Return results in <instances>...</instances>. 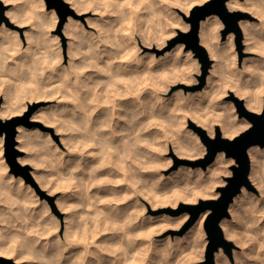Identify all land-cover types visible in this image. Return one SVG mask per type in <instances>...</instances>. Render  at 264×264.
<instances>
[{
	"label": "bare ground",
	"instance_id": "1",
	"mask_svg": "<svg viewBox=\"0 0 264 264\" xmlns=\"http://www.w3.org/2000/svg\"><path fill=\"white\" fill-rule=\"evenodd\" d=\"M39 1L42 2V0H39ZM69 1L72 2L71 4H72V6L75 7V11L77 13H80V12L85 11V10H93L97 13L100 12V16H99V14L97 15V17L99 16L97 18V21L94 20L95 23H92L94 25L97 24L96 27L98 28L97 31H99L98 34H96V35L94 34L92 36L93 39L91 40V44L90 43L87 44L88 47H86L83 44L86 42V40H87L86 38H88V35H87L88 33L86 32L85 27H80V26L78 27L77 26L78 24L76 25V22L74 21L75 19L71 18L68 21L69 23H67V28H69V31H70L69 34L71 33V36L73 37V40L70 42V46H69L70 47V49H69L70 53L72 54V56L70 58L71 63H69L68 65L65 63L64 64L61 63V61L64 59V57L62 56L63 54L61 53L62 49L60 50L61 46L56 48L57 50L59 49L60 52H58L56 55L54 54V56L52 57L53 60H54V58L56 60L54 64H52L53 62L51 60L52 67H49L50 66V59H49V61H48V59H46V58H51V56L50 57L46 56V58L44 56H41V57H43L42 61H41L42 58L40 59V57H39L40 60H37L38 57H36L37 61L35 60V62H34V60L30 59V62L33 61L34 64L36 63V69H38V66H39V70H40V67L42 65H39V64L44 63V65H43V67H44L45 61H46V63L48 64V66H47V64H46V66L51 68L49 70V74H47V73L46 74L48 75L49 85L51 86V88L54 86L56 87V88L54 87L52 89V94L53 95H55V94L60 95L61 100L59 98V101H60L59 104H60V106L66 108V110L64 109L65 115H63V120H61V121H68L69 123L70 122L71 123L76 122L77 124H79L82 127L81 132H83V141H82L83 143L81 145L84 144L83 146L87 147L89 150L90 149L92 150L91 151L92 154L91 153L90 154H91L93 160L92 161L88 160L86 157V154L89 151L85 152L86 154H85V158H84L83 162H81L80 159L77 158L76 156L73 157L72 154L69 155L68 158L67 157L65 158L63 156L64 154L62 151H59V154L54 153V154H51L49 157L47 156L49 158V159L46 158L48 161V167L49 168L46 171L39 168L36 171L38 179H41L43 181V183H45L47 181L50 183L51 182L50 177H51V180H53V179L56 180V178L61 177V175L64 173V171H66V167H65L66 165L65 164H66V162H68L69 165L67 166V169H69V172H68L69 176L66 178L67 179L66 183L69 184V188H70V185H71V187L73 185L72 189L75 188L74 192H71V193L72 194L74 193L73 195L76 196V199H77L76 202L78 201L79 203L78 202L76 203L75 200H74V202H71L73 200H71V201L68 199L65 200L63 196L62 197L60 196L61 198H59V197L56 198L57 199L56 203L58 205H60V204L64 205V207L67 209L65 219L64 220L61 219V221H60V223H62V224H63V222H65L63 234H57L56 232H51L47 229H44V231H35V233L36 232H42L43 234L45 232L49 231L52 233V235L50 234V236H48L49 234H47L48 238H47V241H45V242L43 240L41 241V237H39L40 233H39V235L37 233L35 235L28 236L27 242H25V244H23L24 248H22V249L20 248L19 250L21 252L19 253L16 251V254L19 253V254H17V256L19 257V260H20V258L22 259V257L25 255V251L28 250L32 255H34V256L36 255L40 259V261H41V262L39 261L40 264H153L152 259L154 257H152L153 255L151 253V251H153V250L150 251V247L148 248V246L146 245V241H147V232L149 234V231L153 230V227H152V229L150 227L154 222H153L152 217H148L143 212V210L145 209L146 206H144V209H142L141 205L144 202H142L141 205H139L138 199H137V196L138 197L140 196V198H141V196H145V193H146L145 190H147V188L146 189L144 188V187H146L145 185H146V182L149 178L148 175L150 174L149 173L150 171L147 170V163H146V161L150 158V157L147 158L148 157L147 155L150 154V153L147 154L148 153L147 145L150 144V143L147 144V142L149 141L148 139H150L148 137V135L150 136V133H149L150 128H151L150 123H151V121L155 120V119H152L149 122L148 118H150L149 116H150L151 112H153V109H151L152 106L150 107V105H149L150 100L148 101V99H152V98H148L149 95H148V93H146L147 91L146 92L144 91L146 89H144V90L142 89L141 84L143 86V83L147 79H149L150 76L156 77V75H157L156 72H159V70L161 69L160 66L162 65V63L164 61L172 60L174 56L172 55L171 52L169 54H164L162 57H157L154 54H147L145 56L134 55L136 53L135 48H136V44L138 41H137V39H135L137 42L134 40V38L136 36L133 37L131 35L132 31L130 28H131V25H133L132 24L133 21L138 19L139 22L138 21H136V22L138 23L139 27H136L135 29L139 28L141 30V31H139V30L138 31L142 33V37L144 36V42L145 43L153 44V43L157 42L159 39L163 40L164 39L163 37L166 38V36H168L170 32L173 33L175 31V29L178 25L177 20H174V19H176V18H174V16H176V15L173 16V13H171L172 15L170 16V14H169L170 18L173 16L172 19H169V17L165 18L167 15L164 17V14L166 13L165 11H163V15H161L162 10H160V5H156V4L157 3L159 4L162 2H159L157 0H69ZM163 1L165 2L166 0H163ZM198 1L205 2L207 0H170V1L167 0L166 2L169 3L168 6H171L170 4H176V5L179 4L189 13V11L192 9L194 4ZM36 2H38V1L35 0V3ZM226 4H227V7L231 10H237V9H243L244 11L246 10L249 12V14L252 17H256V19H257V20H252L251 18H244V19H241V21H240L241 28L245 34V40L248 42L247 50L255 51V52H257V55H255L254 57L248 56L249 58L245 57L246 58L244 61V67L245 68H242V69H244L245 72L242 70L240 71L241 74H242V72H244V73L247 72V74H249V76L244 74L245 75L244 78L249 77V79H250V76H251V81H249V79L248 80L246 79V81L250 82V85L248 84L249 87H246V83H248V82H243L244 81L243 78H242L243 81L241 80V83L242 82L245 83L244 84L245 86H243L242 84L240 85L239 79H241L240 77H242V76H239L240 75V73H239V74H237L239 76V79H237L238 77L235 78L236 80L239 81V82L237 81L239 83L238 86H235V87H237L235 92H236V96H237V94L246 96L245 103L249 109H251L253 111L260 112L263 108V97H264V0H227ZM37 5H39V4H37ZM101 5H103L105 8L102 6L104 8V9H102ZM165 6H166V4H165ZM89 8H91V9H89ZM100 9H102V10H100ZM21 11L15 8V11L13 12L14 14H12V16L10 15L11 20H15V22H17V23L20 22L22 24L25 19H22L24 13ZM155 16H157V17L155 18ZM32 18H33V16H32ZM146 18H148V20H146ZM149 19L151 21H149ZM177 19H179V18H177ZM145 20L147 22H151L150 23L151 29L149 28L150 32L148 31L147 34L145 32L143 33L144 28H146L144 25ZM96 22H98V23H96ZM178 22H179V20H178ZM180 22H182V21H180ZM219 22H220V19H219L217 14L208 15L205 19H202L200 31H199L200 38H201L200 40L202 43L207 45L209 52H210V55L212 57H214L215 60H217L213 64V67H212L213 72H215V73L219 72L221 70V67L223 65H226V62H230L229 66L227 63L226 67L228 66L230 68H233L232 72L235 71L234 74H236L237 68L235 66V63L238 60H235V57H234V60L231 59V61L230 60L227 61L228 60L227 54L224 53L226 55V58L222 54V52H223L222 47L223 46L220 44L222 46L221 47L218 44L219 42L214 40V38L216 36L215 34H217L216 33L217 31H215L214 27H215V24L217 25V23H219ZM77 23H79V25H81V26L83 25L80 21ZM137 23L134 22V25ZM31 24H33V22ZM146 25H147V23H146ZM180 25H181V23H180ZM133 26H132V30L134 29ZM182 26L184 27L183 23H182ZM186 26H189V25H186ZM81 28H84L85 30L84 29L82 30ZM129 29H130L131 33L128 31ZM135 29H134V31H136ZM1 30H2V33L0 35V39H1L0 50L2 49L1 46H3V47L6 46L2 50H6L8 52L7 48H9V47L11 48V46L15 47L20 42L18 43L19 40L15 41L14 43L10 40L8 41V38H6L7 36L6 37L3 36L4 35L3 32L7 31L8 29H6V28L3 29V27H2ZM216 30H217V28H216ZM168 31H170V32L168 34H166ZM16 32L17 31H12L11 33H8V34L10 35V37H12V38L14 37V39H15V37L18 38V32L19 31L17 33ZM83 33L86 34L87 37H86V35L84 36ZM90 33L91 32H89V34ZM92 33H91V35H92ZM94 33H95V31H94ZM136 35H138V34H136ZM138 36H141V35L139 34ZM233 36H234L233 33H231V36H230L231 40H232ZM55 41H56V39H55ZM89 41L90 40L88 39V42ZM49 42H50V40H49ZM56 44H54L55 47H56ZM50 45L51 44H48V46H50ZM123 45L125 47H123ZM138 45H137V47H138ZM48 46H47V48H48ZM14 47H12V49ZM85 48H86V50H85ZM224 48H226V47H223V50H224ZM233 48H234V45H233ZM6 51H4V52L6 53ZM49 51L53 52V50L51 51V49ZM49 51H48V53H49ZM56 51H54V52H56ZM4 52H3V55H4ZM226 53H228L227 49H226ZM231 53H232V51H231ZM234 53H236V52L234 51ZM234 53L231 54L232 56L230 55V58L233 57ZM0 54H1L0 56H3L2 53H0ZM221 55L224 57V59H226L224 61L225 64L223 63L222 66H221L222 63L219 61V60L223 61V59L220 58ZM26 56H27V54H26ZM26 56H23V57L25 58ZM36 56H37V54H36ZM33 57L35 59V56H31V58H33ZM58 59H59V61H58ZM70 59H69V61H70ZM17 60H19V57ZM22 60H23L22 62H20V61L19 62L22 65H24L26 68V65L28 63H26V61H25L26 59L25 60L22 59ZM0 61H1V59H0ZM27 61L29 62V60H27ZM3 63L1 62V64H3ZM20 63H18L19 64L18 66L21 65ZM58 63H60V64H58ZM231 64H233V67H231ZM4 65H5V63L3 64V66ZM24 66H23V68H24ZM27 66L31 67V69H32V67L34 65L33 66L27 65ZM174 66H173V68H175ZM47 67H45V68L48 70ZM1 68H2V66L0 65V69ZM5 68L3 69L5 71L4 73H7L8 71L6 72V70L9 69L10 67L8 68V66H5ZM18 69L20 72V68H18ZM31 69H29V70H31ZM238 69L240 70L239 67H238ZM39 70H38V72H39ZM12 71L14 73L16 72V70L15 71L12 70ZM31 71L33 72V74H35V73L38 74V72H36L37 70L36 71L31 70ZM31 71H29L30 74L32 73ZM43 71L41 70V72H39V73H42ZM222 71H223V67H222ZM21 72H22V70H21ZM9 74L12 75L11 71ZM23 74H24V71H23ZM161 74H163V73H161ZM164 74H163V78L165 77ZM222 74H223V72H222ZM16 75H18V74H16ZM24 76L26 77L27 75H23L22 77H24ZM216 76H217V74H216ZM218 76H219V73H218ZM28 77L29 76H27L26 79H28ZM33 77H34V75H33ZM157 77H158V75H157ZM220 77H221V75H220ZM231 77H232V75H231ZM51 78H55V79H52V80H54V83H55L54 85L51 83V80H50ZM151 78L149 80L150 82H151ZM160 78H162V77H158V79H160ZM208 78H210L211 81H213V85H214L212 87L213 90H211V91L209 90V92H208L207 91L208 89L205 87V89H201L197 92L194 91V93L189 92V96H187L186 99L187 100L193 99V97L195 99V96H198L197 101L203 100V98L204 99L207 98L208 101H211V103H212L211 106L213 108V105H214V108H215L214 110L216 112L215 114L218 116V118L217 117L216 118L219 122H221L220 126H222L221 128H222L223 135L233 137L240 130L249 126L251 122L245 117H238V110H236L237 108H236L234 100L233 101L231 100L232 102H230V103L224 102V103H226V105L221 102L220 95L221 94L223 95L224 92L229 91V89H227V88H225V86H223L224 88H223V90H221V92L222 91L223 92L220 93L219 90H217L215 88L216 87L215 86V80L217 78H215V76H212V74ZM222 78H223V75H222ZM228 78H229V76L227 77V79ZM36 79H38V78H36ZM10 80H12V77ZM20 80L23 81V79L21 77H20ZM154 80H155V78H154ZM154 80L152 79V81H154ZM228 80H227V82H228ZM227 82H225V83H227ZM230 82L234 85L233 82H235V80L231 81V78H230ZM237 82H235V85L237 84ZM23 83H24V81H23ZM231 83H229V85H231ZM29 85H32V84H29ZM225 85L227 86V84H225ZM233 85L229 86V88L231 87L232 89H234ZM33 86H35V85H33ZM33 86H31V87H33ZM15 89H18V88H15ZM22 89H24V88H22ZM136 90L138 91V93ZM39 92H42V91H39ZM132 93L133 94L137 93V96L135 94L136 99H135V96H133L135 101H132L133 99L130 100V95L131 96L133 95ZM57 95H55V96H57ZM7 96H9V95H6L5 101L11 102L10 98H9V101H7L8 100ZM178 96H179V94H178ZM33 98H34V96H33ZM180 98H182V97H180ZM154 99H153V101H155ZM14 101H16V100H14ZM192 101L193 100H191V102ZM236 101H237V97H236ZM6 102L4 104H2V107L0 109V115L1 116L10 115V114L14 113V111L16 110V109L14 110L15 105L13 108H11L12 105L10 103H8L7 104L8 106L5 107ZM155 102H153V107H154ZM15 103H17V102H15ZM172 103H170V104L172 105ZM175 103H177V102H175ZM192 103L196 104V102H192ZM151 104H152V102H151ZM163 104L161 103L162 106H163ZM194 105H193V107H195ZM20 106H21V104H20ZM155 106H156V104H155ZM167 106L168 105L164 106V111L166 110V112L168 111L167 108H165ZM172 106H175V105H172ZM191 106H192V104H191ZM193 107H192V109L194 110ZM188 109H190V107ZM195 109H196V107H195ZM172 110H173V108H172ZM178 110L179 111L181 110L180 107ZM193 110L191 111V109L190 110L185 109V112L183 110L182 111L184 113H187L186 111L193 112ZM225 110H227V111H225ZM40 111H41V109H40ZM43 111L41 112V114L46 113L47 115L50 116L51 111L49 112L50 114L48 113V111L46 112L45 109ZM155 111H156V109H155ZM158 111H157V113H158ZM160 111H161V109H160ZM195 111L193 112L194 114H195ZM162 112H163V110H162ZM210 112H212V111H210ZM153 113H156V112H153ZM178 113H181V112H178ZM46 114H45V116H47ZM159 114H160V116H162L163 113L162 114L159 113ZM164 114H165V112H164ZM176 114H174L173 116H175ZM190 114L192 115V113H190ZM193 115H192V118H193ZM197 115H199L198 112H197ZM53 116H54V113H53L52 117ZM55 116H56V114H55ZM170 116L172 117V114ZM184 116L187 117V114ZM188 116H190V115H188ZM195 116H196V114H195ZM212 116H213V118H211V119H214V117H215L214 113ZM40 117H41V115H40ZM48 117H47V119H48V121H50L52 118L49 120ZM155 117H157V116H155ZM199 117L203 118L202 115ZM41 118H45V117L42 116ZM168 118H170V117H168ZM178 118L180 119V117H178ZM206 118H208V117H206ZM176 119H174V117H173V120H176ZM183 119H186V118L183 117ZM194 119H196V117ZM197 119H199V118L197 117ZM203 119H205V118H203ZM157 120H159V119H157ZM170 120L164 119L162 122H164V124H165V123H167L165 121H168L170 124L171 123ZM177 121H178V123L181 122L180 120H177ZM177 121H174V122H177ZM182 121H184V120H182ZM185 121H187V120H185ZM202 121H205V120H202ZM58 122H60V121H58ZM212 122H214V120ZM64 123H67V122H64ZM64 123L61 125V126H63V128H65ZM153 123L155 126L154 121H153ZM161 123H159V124L162 126L163 124H161ZM173 124H174L173 127L170 128L169 130L167 128H169L170 125H168V126L166 125L167 126L166 129L169 132L171 130H173L174 128L176 129L177 125L175 123H173ZM185 124H182V125L184 126ZM157 125H158V122H157L156 126ZM212 125H213V123H212ZM152 126H153V124H152ZM163 126H165V125H163ZM70 127H72V125H70ZM158 127H157V129H159V128L165 129V127H159V128ZM182 127H181V129H183ZM18 128H19V135L18 136L23 139L22 146L27 147V145L31 142H32V144L37 146L36 152L33 155H31V158L34 161H36V163L39 166L42 164L43 159H44V157H42L43 155L41 153V149L43 147L49 148V146H50V148H52V150H55V151H56V149H58V146L56 145V143L52 145L50 142L51 140L46 139V137L49 138V135H47L46 137H43L42 139H33L32 140L31 133L29 132V130L27 128L23 127V125H19ZM66 128H67V126H66ZM76 128L77 127L75 126V131H76ZM211 128H213L212 134L216 135L217 131L215 130V127L213 126ZM155 129H156V127H155ZM163 129H161V130L165 133V131ZM181 129H178L179 131H177L178 133H176V135L174 133L172 135H170L168 133V131L166 130V132L171 136L170 138H172V139L174 138V142H175L174 144H176V148L177 149L178 148H181V149L185 148L188 150V151L186 150L188 153H189V151L195 152L194 150L201 153V149L198 148V147H200L199 144H197L198 145L197 146L194 144V142L190 143V141L188 139L186 140V144H185V139H184V143L182 142L183 140H181V139L184 138L182 136V132H184V133H187V132L182 131ZM186 129H187V127H186ZM69 130H70V128L68 129V131ZM137 131H139V132L136 133ZM189 131H188V133H189ZM153 132H156V130L152 131V133ZM135 133H136V135H134ZM159 133H161V132L159 131ZM169 135L167 137L169 140H171L169 138ZM173 135H175V137H172ZM192 135H193V133H192ZM159 137H162V136H159ZM165 137H166V135H165ZM194 137H196V136H194ZM154 138L155 137L153 135V139ZM185 138H187V135L185 136ZM190 138H192V137H189V139ZM194 139H195L194 141L197 142L198 138H197V140H196V138H194ZM151 142H154V140ZM150 146H152V145H150ZM85 147H83V148H85ZM153 147H154V145H153ZM181 149H178V150L181 152ZM198 149H200V150L198 151ZM96 150H98V151H96ZM1 151H3V147L1 148ZM186 151L183 150L182 152L185 153ZM187 152H186V154H187ZM248 153H249L250 160H251V171H250L249 176H251L252 181L254 183H256L255 185H257V187L261 188L262 195L258 197L257 194L255 195L252 191H250V189H249L250 187L248 188L247 186L244 185L242 187L241 192H239L238 194L235 195L233 201L230 204L229 210L231 212L232 217H228V216L223 217L220 221V224H221V227H222L225 235L228 238L235 239V241L239 242L243 247L242 250L240 249L241 251L239 250L240 253H237L235 256L237 264H264V239H262L263 241L260 242V244H258V242L256 241L257 244L254 246V248H252V245L250 246V244H248L246 242V239L244 238L243 234L240 233V231H239L240 228L238 229L237 221H236V219L238 217H240V213L242 212L240 210V208H241L240 206H242V205H245V206L247 205L246 208H249V206H251V208L256 210V211L258 210V211L264 212V146H261L259 144L251 145L248 148ZM0 154H1V152H0ZM194 154H196V152ZM82 156H83V154H82ZM62 157H64V158H62ZM158 157H159V155H158ZM31 158H29V159H31ZM230 158H227L226 155H224L223 151L218 152L215 161L212 164H210L207 168V171L209 172V174H208V172L205 173L206 171H203V169H201L200 167L197 169L195 168V174H193V176H195V177H194L193 181L197 183V187L194 186V188L191 189L190 191H186L183 187L179 186V188H181V189L177 188L179 190V191H177V195H176L177 201L181 198H183L185 200L197 201L201 196H208V197L212 196V197H214L217 194H219V192L215 190V186H216L215 184L217 182L221 183L220 181L222 179V178L220 179V177H219L220 175H218V174L220 173V169L222 168V166L225 165L227 162L229 163ZM0 159L2 160V161H0V168H1V164H2L1 162H3V159L2 158H0ZM152 159H153V161L155 160V158H151V159H149L150 160L149 162H152L151 161ZM74 160H77V161L74 165H72V163L75 162ZM44 161H46V160H44ZM155 162L158 163L157 160ZM3 164H4V162H3ZM75 166H76V168H78L77 171L73 170V168ZM160 166H161V164H160ZM163 167H165V166H163ZM192 169L193 168L190 169V167H189V170H192ZM187 170L188 169H186V171ZM223 171H224V168H223ZM223 171H221V172H223ZM153 172H155V171H153ZM224 172H226V171H224ZM175 173L176 172H174V174ZM178 173H180V172H178ZM178 173H176V174L178 175ZM183 173H184V171H183ZM190 174H192V173H190ZM12 175H10V177H12ZM186 175L184 174L185 177H186ZM171 176L173 177V175H171ZM171 176L169 177V179L172 178ZM151 177L149 179H152ZM154 177H153V179H155ZM156 177H158V175ZM221 177H222V175H221ZM0 179H1V177H0ZM11 179L9 178V182L11 181ZM0 182H1V180H0ZM1 183H3V182H1ZM59 183H61V182H59ZM148 183H150V182H148ZM152 183H154V181ZM157 183H158V181H157ZM188 183L190 184V182H188ZM196 183H194V184H196ZM63 184L65 185V183H63ZM57 185L55 186V183L52 184V186L56 187V189L58 187L60 188V185L59 186H57ZM181 185L184 186L183 184H181ZM12 186H13V184H12ZM155 186H157V184L154 183L153 187H155ZM15 187H16V185H15ZM17 188H15V189H17ZM157 188H159V187H157ZM52 189H54V188H52ZM150 189H152V188H150ZM155 190L156 189H152L153 192H155ZM148 191L150 192L151 190H149V188H148ZM148 191H147V193H148ZM157 192H159V190ZM148 195H149V193H148ZM152 195L156 196L155 194H152ZM135 198H136V201H135ZM142 200H144V199H142ZM252 200L255 202H253ZM134 201L137 202L138 205L137 204L135 205ZM20 202L22 203V201H20ZM23 203H24L23 206H25L26 202H23ZM157 203H158V201H157ZM78 204H82V205H84V207L90 209L91 212H89V213H91V215H89V213H88L87 217L84 218L85 216H83L81 214V210L78 208ZM254 205H256V206H254ZM18 206L21 207L22 204H18ZM12 210L13 209H10V210H8V212L3 214L2 206L0 205V217H1L0 223H2L3 226H7V231L9 229L11 231V228L12 227L14 228V225H15V220H13V219L15 216H17V214L15 213L16 211L13 213ZM11 212H12V214H15V216L12 215ZM244 212H246V211H244ZM208 213H209V210L203 211V213L201 214L200 218L198 219L196 225L191 227L187 231V233H185V236L179 235L180 237H177V238H180V239H178V241L180 240V242H182V243L185 242V244H186L185 240L188 238L189 235H191L193 237L192 241L197 242L198 236L200 235L199 233L203 230V224H204L205 219L208 216ZM245 214H247V212ZM261 216L263 217L262 214H261ZM261 216H258V217H261ZM55 217L52 218L54 225H56L59 222V219H57ZM181 220L178 221V223H181ZM252 220H255V219H252ZM248 221H249V219H248ZM248 221H247V223H250V221L249 222ZM257 221H255V224L258 223ZM145 224L147 227L144 226ZM251 224H252V222H251ZM256 225H259V224H256ZM47 226H50V225H47ZM152 226H154V225H152ZM240 226H241V224H240ZM248 227H249V225H248ZM15 228L17 229V227H15ZM252 229H253V227H252ZM257 229H260V228H257ZM19 230H20V228H19ZM52 230H54V229H52ZM57 230L59 231V229H57ZM7 231L5 232L6 237H8L9 234L11 235V233H8V235H6ZM255 231H257V230H255ZM16 232H17V230H16ZM245 232H247V231H245ZM12 233H14V232H12ZM246 234H248V233H246ZM5 236H3L4 239H0L1 240L0 241V252H2V253L3 252H6V253L10 252V254H11V252L14 250H12V248L10 249L11 251L9 250V248H8L9 244L8 243H7L8 245H6L8 247H6L4 245L5 244L4 240L6 239ZM12 236H14L13 238L15 240H17V238H19V237L15 238L14 234ZM16 236H20L19 231H18V235H16ZM255 236H256V233H255ZM9 237L11 239V236H9ZM39 239L41 242L39 241ZM199 239H200V236H199ZM6 240H7V242L9 241L8 239H6ZM17 241H19V239ZM252 242L253 241H251V244H253ZM20 243H22L21 240H20ZM249 243H250V241H249ZM192 244H193V242H192ZM203 244H204V242H203ZM148 245L150 246L151 244L149 243ZM195 245H196V247L199 246V244L198 245L194 244V247H195ZM5 248H7L9 252ZM149 251H150V253H149ZM154 251H157V250H154ZM225 255H226V253H224L222 246H220L219 249L216 251V262H217V264H230L229 259H227V257ZM34 256H33V258H35ZM39 263L37 262V264H39Z\"/></svg>",
	"mask_w": 264,
	"mask_h": 264
},
{
	"label": "rangeland",
	"instance_id": "2",
	"mask_svg": "<svg viewBox=\"0 0 264 264\" xmlns=\"http://www.w3.org/2000/svg\"><path fill=\"white\" fill-rule=\"evenodd\" d=\"M37 1L38 2L35 3V0H6V1L5 0H0V31H1L0 35L2 33V30H1L2 27H3V29L6 28L8 30L3 32V34H4L3 36H5V37L7 36L6 38H8V41L10 40L13 43L15 41H17V40H19L18 43L20 42L19 44L16 45L17 47L15 46L16 48L14 46H11V48L8 46L9 47V48H7L8 52L6 50H2L6 46H4V47L1 46L2 47L1 50L3 52L6 51V53L4 52V55H3V52L0 50V53H2V55H3V56H0V59H1L0 65L2 66V68L3 67L5 68V66H8V68L10 67L11 69L10 68L7 69L6 72L8 71L10 73V71H11L12 75L9 74L8 72L4 73L5 72L3 70L4 68L0 69L1 70L0 71V109L2 107V104H4L6 102L5 101L6 95H9V96H7V99H8L7 101H9V98H10L11 102L10 101L6 102L5 107L8 106L7 105L8 103H10L12 105L11 108H13L14 105H15L14 110L16 109L17 111L15 110L14 113H12L10 115H7V116H1L0 115V118L3 119V120H8V119L13 118V117H21L22 118V122L19 125H23V127L27 128L29 130V132L31 133L32 140L33 139H42L43 137H46L47 135H49V138L46 137V139L51 140L50 142H51L52 145L56 143V145L58 146V149H56V151H55V150H52V148H50V146H49V148L43 147L41 149V153H42V155H43L42 157H44V159H43L42 164L39 166L36 163V161H34L31 158V155H33L36 152V149H37L36 147L37 146L32 144V142L29 143L27 145V147L22 146L23 139L18 136L19 135V128H18V134H17V137H16L17 138V145L16 146H17V148H19L22 151V154H20L18 156V160H19V162L21 164L30 166V172H31L32 176L34 177L35 181L37 182V185L40 188V190H38V188L35 186V184H33L31 181H27L23 174H16L12 170L11 164L8 161L7 156H6V146H5L6 134L5 133L4 134H0V141H1L0 142V152H1L0 158H2L3 162H4V164H3V162H1L3 165L1 164V168H0V177H1L0 180H1V182L4 183L3 184V183L0 182V205L2 206L3 214L8 212V210H10V209L14 210V211L12 210L13 213L16 211L15 213L17 214V216H15V214H12V212H11V214L15 216L14 219H13V220H15V225H14V228L12 227L14 230L11 228V231L9 229L8 230L9 232H8L7 231V226H3L2 223H0V237H1L0 239H4L3 236H5V232L6 231H7L6 235H8V233H11V235L9 234L8 237L5 236L6 239L9 240L8 242H7L6 239L4 240L5 242L3 240L2 241L5 243L4 244L5 246L9 244L8 245L9 247L6 246V247L9 248V250L11 248H12V250H14V251L11 252L12 255L10 254V252L8 251L7 248H5V249L9 253L0 252V257H3L5 259H8V260L11 261L10 262V261H6V260H0V264H21V263L22 264H37V262L39 263L40 259L36 255L35 256L32 255L28 250L25 251V255L22 257V259L20 258V260H19V257L17 256V254H19L21 252L19 249L20 248L21 249L24 248L23 244H25V242H27V240H28L27 237L31 236V235H35L37 233L39 235V233H40L39 237H41V241L43 240L45 242V241H47L48 236H50V234L52 235L51 232H56L57 234H63V232H64L63 230H64V227H65V225H64L65 222H63V224H62V223H60V221H61V219H63V220L65 219V216H66V213H67V209L64 207V205H61V204H60L61 206L58 205L56 203V200H57L56 198H58V197L61 198L63 196L65 200L66 199H68L70 201L73 200L71 202H74V200H75V202H76V200H77L76 196L73 195L74 193L73 194L71 193V192H74L75 188L72 189L73 185H72V187L70 185V188H69V184L66 183V181H67L66 178L69 176V174H68L69 169H67V166L69 165L68 162H66V164H65L66 165L65 166L66 167V171H64V173L61 175V177L56 178V180H54V179L51 180V177H50V181H51L50 183L48 181H47L48 183L47 182L43 183V181L41 179H38L36 171L39 168H41V169H43L45 171L49 168L48 167V161H47V159H49L48 157L51 154H54V153H58L59 154V151H62L63 154H64L63 156L65 158L66 157L68 158L69 155L72 154L73 157L76 156L77 158L80 159L81 162H83V160L85 158V154H86L85 152L89 151L88 152L89 154L87 153L86 157H87L88 160H91V161L93 160L92 156H91V154H92L91 151L92 150L91 149L89 150L87 147L83 146L84 144L81 145L83 143L82 142L83 141V132H81L82 127L79 124H77L76 122H72V123L70 122L69 123L68 121H61V120H63V115H65L64 112H65L66 108L60 106V104H59V102H60L59 98L61 100V96L57 95V94H55V95H57V96H55V95L52 94V89L55 86L51 88V86L49 85V79H48V75L47 74H49V70L51 69L49 67H52L51 60L53 62L52 64H54L55 61H56L55 58L53 60L52 57L54 56V54L56 55L58 52H60L59 49L57 50L56 48H58L60 46H61L60 50L62 49L61 50L62 51L61 53L63 54L62 56L64 57V59L61 61V63H63V64L65 63L67 65L69 63H71V59L70 58H71L72 54L70 53V50H69L70 47L69 46H70V42L73 40V37L71 36V33L69 34V32H70L69 28H67V23H69L68 22L69 19H71V18L75 19L74 21L76 22V25L78 24L77 25L78 27L79 26L80 27H85L86 32L88 33L87 34L88 38H86L87 35L83 33L84 36L86 35L85 38L87 39V40L85 39L86 42L83 43V44L86 47H88L87 44H89V43L91 44V40L93 39L92 36L94 34L95 35L98 34V32H99V31H97L98 28L96 27L97 24L94 25L92 23H95L94 20L97 21V18L100 16V12L97 13V12H95L93 10H85V11H82L80 13H77L75 11V7L72 6V4H71L72 2L69 1V0L68 1L65 0L67 2V4H68V7L64 8V9L63 8H59L58 6H49L48 3H47V0H42V2H40L39 0H37ZM157 1L162 2V3H159V4L157 3L156 5H160V10H162L161 11L162 12L161 15H163V11L166 12L164 14V17L167 15L165 18H168L169 14L171 16L172 15L171 13H173V16L176 15V16H174V18H176V19L173 18L174 20H177V23H178L175 31L173 33L168 31L166 34H168L170 32L169 35L166 36V38L163 37L165 40L162 38L163 40L159 39L157 42H155L153 44H149V43L147 44V43L144 42V36L142 37V33L139 32L141 30L139 28L135 29L136 27H139L138 23L136 22V21H138V19H136L132 23L133 25H134V22L137 23V24H135L134 26L131 25L130 29H131L132 33H131L130 29L128 30L133 37L136 36L134 38V40L137 39V41H138L137 42L135 40L137 42V44H136V48H135V52L136 53L134 52L135 53L134 55H143V56H145L147 54H154L157 57H162L164 54H169L171 52L172 55L174 56V57L172 56L173 57L172 60L164 61L162 63V65L160 66L161 69L159 68L160 69L159 72H156L158 77H162V78H160L161 80L158 79L157 75H156V77L155 76H153V77L150 76V78L152 77L151 78V82L149 81L150 80V78H149L143 83V86L141 84L142 89L143 90L146 89L144 91L145 92L147 91L146 93H148V95L150 96V97L148 96V98H152V99H148V101L150 100L152 102V104H151V102L149 101V103H150L149 105H150V107L152 106L151 109H153V112H156V113L151 112V114L149 116L150 118H148L149 122L152 119H155V120H153L155 122V126H154L153 121H151V123H150L151 124V128H150V131H149L150 136L148 135V137L150 139H148L149 141L147 142V144L150 143V144H148L149 146L152 145V146H150L151 148L147 145V148H148L147 149L148 150L147 154L150 153L149 155H147L148 156L147 158H149V157H150L149 159L155 158V160L153 161V159H152L151 160L152 162H149L150 160L148 159L146 161V163H147V170L150 171L149 172L150 174L148 173L149 174L148 175L149 178L153 175L151 177L153 179V177L156 174L158 175V177H156L157 176L156 175L154 177L155 179H153V180L148 178L149 181L147 180L146 185H145L146 187H144L145 189L147 188V190H145L146 191L145 196H141V198L143 197L142 199H144L145 201L142 200L140 198V196L139 197L137 196V199H138L139 205H141V203L144 202L141 205L142 209H144V206H146L145 209L143 210V212L148 217H152L153 222H154L152 224L154 226L151 225V227H150L151 229L153 227V230L149 231V234L147 232V241H146V245L148 246V248L150 247V251L153 250V251H151V253L153 255L152 257H154L152 259L153 260V264H207L206 263L207 262L206 252H207V246H208V244L210 242V237H209V234H208V232L206 230V227H205V221H206L207 218L205 219L204 224H203V230H202L203 232L201 231L199 233L200 234L199 236H200L201 240L199 239V236H198L197 242H194V241H192L193 237L191 235H189L190 237L188 236V238L185 240L186 244H187L186 245L185 242L182 243V242H180V240L178 241V239H180V238H177V237H180L181 235L185 236V233H187V231L191 227L196 225L198 219L200 218L201 214L203 213L202 212L193 222H191V220H192L191 209L192 208L189 207L190 205L198 204L202 199L217 198L221 194V192L218 190V187L221 186V185L226 184L227 183V177L233 174L232 166L234 164H237L236 158L233 157V156H228L227 152L225 150H223L224 155H226L227 158H230V157L231 158L229 159V163L227 162L225 165L222 166V168L220 169V173L218 174V175H220L219 176L220 179L221 178L222 179L220 181L221 183L217 182L215 184L216 185L215 186V190L219 192V194H217L216 196H214V197H212V196H209V197L208 196H201L197 201H195V200H185L183 198H181V199H179L177 201V196L176 195H177V191H179L178 189H181V188H179V186L183 187L186 191H190L191 189L194 188V186L197 187V183L193 181L194 177H195V176H193V174H195V168L197 169V168L200 167L201 169H203V171H206L205 173H207L208 172L207 171L208 166L210 164H212L215 161V159H216V157H215V159L212 162H210L206 166L203 165V161L208 156L209 149H208L207 143L203 139V135H202L201 129H203L206 132V134L209 137L213 138V139L217 138V134L216 135L212 134V129L213 128H211V127H213V126L215 127L216 131H217L218 128L220 129L222 137L234 138L236 135H238L239 133H241L242 131H244L245 129H247L248 127H250L252 125V122L249 120V118H247L245 115H243V116L240 115V112L238 110V104H237V101H236V97H237V99L242 100L243 103L245 104V106L247 107V105L245 103L246 96L245 95L244 96L243 95H239V94H237V96H236L235 90L237 89V87H235V86H238L239 83H240V85L242 84L243 86H245L244 85L245 83H243V82H248V81H246V79L248 80L249 77H247V78L245 77L244 78V76H245L244 74H246L248 76H249V74H247V72L244 73L245 71H244V69H242V68H245L244 67V61H245L246 58H249V57H252V56L254 57L255 55H257V52L247 50L248 42L245 40V34H244V32H243V30L241 28L240 21H241V19H244V18H251L252 20H257V19H256V17H252L249 14V12L246 11V10L245 11L243 9L231 10V9H229L227 7V9L230 12H232V15L229 16L230 20H236V17H238L237 18V24H238V26L240 27V30H241V35H240L238 33V31L236 30L235 26L233 25V23L230 22V20H225L224 21V19L218 13H213V14H217L219 19H220V22L217 23V25L215 24V27H214L215 31H217L216 33L218 34V35L215 34L216 36H215L214 40L219 42L218 43L219 45L221 44L223 47H226L223 50V47L220 45L222 47V51H223L222 54H223V56L225 58H226L225 54H227V57H228L227 61H229V60L231 61V59L234 60V57H235V60H238L235 63V66H236L237 69H236V74H234L235 71L232 72L233 68L228 67L230 62H226V65L228 63L227 67L230 70L226 67V65H223V63H224V61L226 59H224V57L221 55L220 58L223 59V61H221V60H219V61L222 63L221 66L223 65L222 66L223 67V71H222V67H221V70L219 72L215 73V72H213L212 67H213V64L217 60H215V58L210 55V52H209V49H208L207 45H205L204 43L201 42L200 34H199V42L205 48L206 56H205V54H204V52L202 50H200L198 48H194L193 46L188 44L187 41H186V36H185V34L191 29V26H192L191 21L188 20V17H190V15H191V10L196 5L203 4L204 2H200V1L196 2L194 4V6L192 7V9L188 13L179 4H177V5L176 4H170L171 6H168L169 3L166 2L167 0L165 2L163 0H157ZM168 1H170V0H168ZM37 4H39V5H37ZM165 4H166V6H165ZM102 6L103 5H101V8L104 9L105 7L103 6L104 7L103 8ZM15 8L20 10V11L22 10L21 12L24 13L22 19H25V20L23 21L22 24L20 22L17 23V22H15V20H11V18H10L12 16V14H14L13 12L15 11ZM89 9H91V8H89ZM102 9H100V10H102ZM236 12H239L241 14L237 16V15L234 14ZM98 14H99V16L97 17ZM210 15H212V14H210ZM32 16H33V18H32ZM156 17L157 16H155V18ZM172 17L171 18L169 17V19H172ZM177 18H179V19H177ZM146 20H148V18H146ZM146 20H145V23H144L146 28H144L143 33L145 32L147 34L148 31L150 32V29H151L150 28V23L151 22H147ZM178 20H179V22H178ZM79 21L83 24L82 26L79 25V23H77ZM149 21H151V20L149 19ZM180 21H182V22H180ZM32 22H33V24H31ZM96 23H98V22H96ZM146 23H147V25H146ZM180 23H181V25H180ZM182 23H183L184 27L182 26ZM186 25H189V26H186ZM132 26H133V28L136 31H134V29L132 30ZM216 28H217V30H216ZM81 29L83 30L84 28H81ZM12 31H17V32L19 31L18 32V38L15 37V39H14V37L13 38L10 37V35L8 33H11ZM94 31H95V33H94ZM89 32H91V33L93 32L92 35H91V33L89 34ZM231 33H233V35H234L232 37V40L230 38ZM136 34H138V35L140 34L141 36H138ZM48 39L50 40V42H49ZM55 39H56V41H55ZM88 39L90 40L89 42H88ZM0 41H1V39H0ZM48 44H51V45L48 46ZM54 44H56V47H55ZM137 45H138V47H137ZM233 45H234V48H233ZM47 46H48L49 49L47 48ZM12 47H14V48L12 49ZM123 47H125V46L123 45ZM50 49H51V51L53 50V52L56 51V50L57 51L53 53V52L49 51ZM226 49H227L228 53H226ZM47 50L49 51V53H48ZM85 50H86V48H85ZM231 51H232V53H234V51L236 53H234L233 57L230 58V55L232 54ZM26 54H27V56H26ZM36 54H37V56H36ZM23 56H26L27 58L26 57L24 58ZM31 56H35V59H34V57L31 58ZM41 56H44L45 58H46V56H49V57L51 56V58H46V59H48V61L50 59V66L47 67L48 64L45 61V66L44 67H43L44 63L39 64V65H42L41 66L42 68L40 67V70H39V66H38V69H36V63L34 64V62L36 60V57H38L37 60H40L42 58L41 59V61H42L43 57H41ZM18 57H19V60H17ZM39 57H40V59H39ZM22 59H24V60L26 59L25 61H26V63H28L27 65H29V66H31V65L33 66L34 65L32 67V69H31V67H28L27 65H26V68H25V66L20 63V62L23 61ZM30 59L34 60V62L33 61L30 62ZM59 59H58V61H59ZM69 59H70V61H69ZM27 60H29V62ZM1 62L2 63L4 62L5 65L3 66L4 63L1 64ZM18 63H20L22 66L21 65H20L21 67L18 66L19 65ZM206 63H207V68L205 69ZM46 64H47V66H46ZM58 64H60V63H58ZM172 65L173 66L175 65L174 66L175 68H173ZM23 66H24V68H23ZM45 67H47L48 70ZM231 67H233V64H231ZM238 67L240 68V70L238 69ZM18 68H20V72L22 70L21 73L19 72ZM29 69L34 70V71L37 70L36 72H38V70H39V72H41V70L42 71L44 70V71L42 72L43 74L39 73V72H38V74L37 73L33 74V72L31 70H29ZM12 70H14V71L16 70V72L14 73ZM241 70L244 71V72H242V74L240 73ZM23 71H24V74H23ZM29 71H31L32 73L30 74ZM222 72H223V74H222ZM161 73H163V74L165 73L164 74L165 75L164 78H163V74H161ZM218 73H219V76H218ZM239 73H240L239 76H242V77H240L241 79H239V76L237 75ZM16 74H18V75H16ZM211 74H212V76H215V78H217L215 80V86H216L215 88L217 90H219L220 93L223 92V91L221 92V90H223V88H224L223 86H225V88L229 89V91L224 92L223 95L222 94L220 95L221 102L226 105V103H230V102H232L234 100L236 108H237L236 110H238V117H245L251 122L249 126H247V127L243 128L242 130H240L233 137L223 135L222 128H221L222 126H220L221 122H219L217 120L218 116L215 114L216 112L214 110L215 109L214 105H213V108L211 106L212 105L211 101H208L207 98H205V99L203 98V100H199L198 99L199 101H197V97L198 96H195V99H194V97H193V99H189V100L186 99V97L189 96V92L190 93H194V91L197 92V91H199L201 89H205V87L208 89L207 90L208 92H209V90L210 91L213 90L212 89V87L214 86L213 85V81H211V79L208 78L209 76H211ZM216 74H217V76H216ZM230 74L232 75V77H231ZM23 75L29 76L28 79H26L27 76L26 77L24 76L25 78L22 77ZM33 75H34L35 78L33 77ZM220 75H221V77H220ZM222 75H223V78H222ZM228 76H229V78H228L229 80L227 79ZM11 77H12V80H10ZM20 77L23 79L24 83H23L22 80H20ZM36 78H38V79H36ZM154 78H155V80H154ZM230 78H231V81L235 80V82L238 81V80L235 79V78H237V79L240 80V82L238 81L239 83L237 82L236 85H235V82H233L234 83V85H233L230 82ZM242 78L244 79V81H243ZM52 79H55V78H51L50 79L51 83L54 85L55 83H54V80H52ZM152 79L154 81H152ZM227 80H228V82H227ZM241 80L243 81L242 83H241ZM249 81H251V76H250ZM225 82H227V83H225ZM229 83H231V85L234 86V89H232L231 87H230L231 89L229 88V86H231V85H229ZM29 84H32V85H29ZM225 84H227V86ZM248 84L250 85V82L246 83V87H249ZM33 85H35V86H33ZM31 86H33V87H31ZM15 88H18V89H15ZM22 88H24L25 90L22 89ZM39 91H42V92H39ZM137 93H138V91H137ZM137 93H135L136 96H137ZM135 94H133L132 96L130 95V100L133 99L132 101H135V99H136ZM178 94L182 98H180L178 96ZM33 96H34V98H33ZM133 96H135V99L133 98ZM153 99L156 102L153 101ZM14 100H16V101H14ZM191 100H193L192 102H196V104L192 103ZM15 102H17V103H15ZM153 102H155V104H156V106L154 104V107H153ZM175 102H177V103H175ZM224 102H226V103H224ZM161 103L162 104L164 103L163 106L161 105ZM170 103H172V105H175V106H172ZM20 104H21V106H20ZM191 104H192V106H191ZM166 105H168L167 107H165V108H167V110H168L167 112L168 113L166 112V110L164 111V106H166ZM193 105L196 107V109H195V107H193ZM171 107L173 108V110H172ZM179 107L181 109L180 111L178 110ZM189 107H190L191 111L193 110L192 107L194 108L193 112L196 110L195 111L196 116H195V114L193 112H190V111L189 112L186 111L187 113H184L185 109L186 110H190V109H188ZM40 109H41V111H40ZM44 109L46 110V112L48 111V113L51 111V114L49 113L50 116L47 115L46 113L45 114L47 116H45V114H43V113L41 114V112ZM155 109H156V111H155ZM160 109H161V111H160ZM162 110H163V112H162ZM263 110H264V97H263V108H262V110L260 112H263ZM157 111H158V113H157ZM210 111H212V112H210ZM225 111H227V110H225ZM164 112H165V114L167 113L169 116L167 114L165 115ZM169 112L172 114V117L170 116L171 114ZM178 112H181V113H178ZM197 112H198L199 115H197ZM255 112H257V111H255ZM53 113H54V116L52 117ZM159 113H161V114L163 113L162 116H160ZM173 113L174 114L177 113V114L175 116H173L174 115ZM190 113H192V115L194 114L193 118H192V115ZM213 113H214L215 117H214V119H211V118H213V116H212ZM55 114H56V116H55ZM186 114H187V117L184 116ZM40 115H41V117L43 116L45 118H41ZM188 115H190L191 117L188 116ZM201 115L205 119L199 117ZM155 116H157V117H155ZM194 116L196 117V119H194L195 118ZM47 117L49 118V120L51 118L53 120L51 119L50 120L51 122H50V121H48ZM168 117H170V118H168ZM173 117H174V119H176V118L177 119L173 120ZM178 117H180V119ZM183 117L186 118V119H183ZM197 117L201 121L199 119H197ZM206 117H208V118H206ZM156 118L159 119V120H157ZM164 119H168V120L171 119L170 122L172 124L171 123L169 124L168 121H165L167 123L164 124V122H162ZM181 119L184 120V121H182ZM177 120H180L181 122L179 121L180 123H178ZM185 120H187V121H185ZM202 120H205V121H202ZM213 120H214V122H212ZM58 121H60V122H58ZM174 121H177V122H174ZM64 122H67V123H64ZM157 122H158V125L156 126ZM63 123L65 124V128H63V126H61ZM159 123H161V124H163L165 126L166 125L167 126L170 125V126H169V128H167V126L166 127L163 126V125L161 126ZM173 123H175L177 125V126L175 125L177 130L174 128L173 129L174 131L171 130L169 132L168 130L173 127V125H174ZM212 123H213V125H212ZM152 124H153V126H152ZM182 124H185V125L183 126ZM70 125H72V127H70ZM74 125L77 127L76 131H75V126ZM66 126H67V128H66ZM158 126L159 127H165V129L167 128L168 130L167 129L166 130L168 131V133L170 135H172L173 133L176 135V133H178L177 131H179L178 129H181V127L183 126L182 127L183 129H181V130L185 131L187 133L182 132V136L184 137V138L181 139V140H183L182 142L184 143V139H185V144H186V140L188 139L190 141V143L194 142L195 145L199 144L200 147H198V148H200L201 149V153L202 152L203 153L201 154V153L197 152L196 150H194L196 152V154H194L195 152H193V151H191V152L189 151L190 154L193 152L190 155L187 152L188 151L187 149L178 148V149H181V152L183 150H185V151L187 150L186 151L187 154H186V152L185 153H183V152L181 153L176 148V144H174L175 143L174 142V138L173 139L170 138L171 136L166 132V130L163 129V128H159ZM155 127H156V129H155ZM157 127L160 130L157 129ZM186 127H187V129H186ZM69 128H70V130L68 131ZM161 129H163L166 134ZM155 130H156V132L152 133V131H155ZM189 130L190 131L192 130V131L190 132ZM159 131L161 133H159ZM188 131H189V133H188ZM138 132L139 131H137L136 133H138ZM136 133L134 135H136ZM192 133H193V135H192ZM153 135L155 137L154 139H153ZM158 135L162 136V137H159ZM165 135H166V137L169 135V138L171 140H169L168 137L166 138ZM175 135H173L172 137H175ZM186 135H187V138H185ZM188 136L192 137V138L189 139ZM194 136H196V137H194ZM194 138H196V140L198 138L197 142L194 141L195 140ZM153 140H154V142H151ZM153 145H154V147H153ZM2 147H3V151H1ZM83 147H85L86 149L83 148ZM200 149H198V151ZM96 151H98V150H96ZM82 154H83V156H82ZM158 155H159V157H158ZM64 157H62V158H64ZM29 158H31V159H29ZM44 160H46V161H44ZM156 160L158 161V163L155 162ZM0 161H2V160L0 159ZM74 161L75 162H73L72 165H74L77 160H74ZM160 164H161V166H160ZM163 166H165V167H163ZM189 167H190V169L191 168H193V169L189 170ZM223 168H224V171H226V172L223 171ZM186 169H188L189 171L188 170L186 171ZM73 170L77 171L78 168H76V166H75L73 168ZM182 170L184 171V173H183ZM153 171H155V172H153ZM221 171H223V172H221ZM174 172H176V173L180 172V173H178V175H177L176 173L174 174ZM190 173H192V174H190ZM184 174L185 175L187 174L186 175L187 178L184 176ZM208 174H209V172H208ZM10 175H12V177H10ZM169 175L170 176L173 175V177L171 176L172 178L169 179V177H170ZM221 175H222V177H221ZM249 177L251 179L252 185L251 186L245 185V186H247L248 188L250 187L249 188L250 191H252L255 195L257 194L258 197L261 196L262 195L261 188H259V187H257V185H255L256 183H254L252 181L251 176H249ZM9 178L10 179L12 178L10 182H9ZM153 181H154L155 184H157V186L153 187L154 186V183H152ZM157 181H158V183H157ZM59 182H61L62 184L59 183ZM148 182H150L151 184L148 183ZM188 182H190V184ZM53 183H55V186L57 184H58L57 186L60 185V188L58 187L56 189V187H53L52 186ZM63 183H65V185ZM194 183H196V184H194ZM12 184H13V186H12ZM14 184L16 185V187H15ZM181 184H183L184 186H182ZM157 187H159V188H157ZM15 188H17V189H15ZM52 188H54V189H52ZM148 188H149V190H151L150 192L148 191ZM150 188L156 189L155 192H153L154 190L152 191V189H150ZM158 190H159V192H157ZM42 191L45 192V195L42 194ZM147 191H148L149 195H148ZM152 194H155L156 196H154ZM48 195L52 197V200L48 197ZM20 201H22V203ZM135 201H136V198H135ZM135 201H134L135 205L136 204L138 205V203L135 202ZM157 201H158V203H157ZM23 202H26L25 206H23L24 205ZM163 202L164 203L166 202V203L164 204ZM253 202H255V201H253ZM18 204H22V206L19 207ZM254 206H256V205H254ZM240 207H241L240 210L242 212L240 213V217H238L236 219L238 229L240 228L239 231H240L241 234H243L244 238L246 239V242L248 244H250V246L252 245V248H254V246L257 244V242H258V244H260V242L263 241L262 239H264V237H263L264 236V212H261V211H258V210L256 211V210L252 209L251 206H249V208H246L247 205L246 206L242 205ZM78 208L81 210V214L83 216H85L84 218H86L88 213L91 212L90 209L84 207V205H82V204H78ZM207 210H209V212H210V209H207ZM244 211H246L247 214H245L246 212H244ZM229 212H230V210H229ZM260 213L263 215V217L261 216ZM89 215H91V213H89ZM258 216H261V217H258ZM54 217L59 219V222L56 225H54V223L52 221V218H54ZM228 217H232L231 212H230ZM248 219H249L250 223H247ZM252 219H255V220H252ZM0 220H1V217H0ZM180 220H181V223H178V221H180ZM255 221H257L258 223H256V224H259V225H256ZM251 222H252V224H251ZM146 224L144 225L145 227H147ZM240 224H241V226H240ZM247 224L249 225V227H248ZM47 225H50V226H47ZM15 227H17V229ZM18 227L20 228V230H19ZM252 227H253V229H252ZM257 228H260V229H257ZM44 229H47V230H49L51 232L47 231L44 234L42 232H36L35 233V231H44ZM52 229H54V230L56 229V230L54 231ZM57 229H59V231ZM16 230H17V232H16ZM182 230H184V232H182ZM255 230H257V231H255ZM18 231H19V235L20 236H16V235H18ZM245 231H247V232H245ZM12 232H14V233H12ZM246 233H248V234H246ZM255 233H256V236H255ZM13 234L15 235V238L19 237V238H17V240L19 239V241L15 240L13 238L14 237V236H12ZM47 234H49V235L47 236ZM224 235H225V233H224ZM9 236H11V239H10ZM225 238L231 242V244L228 245V246L221 245L223 250H224V253H226L225 256L227 257V259H229V263L230 264L231 263L232 264H237L235 256H236L237 253H240V251L242 250L243 247H242V245L239 242H236L235 239L228 238L226 235H225ZM20 240H21L22 243H20ZM39 241H40V239H39ZM191 241L193 242V244H192ZM249 241H250V243H249ZM251 241H253L252 242L253 244H251ZM203 242H204V244H203ZM149 243L151 244L150 246L148 245ZM194 244H197V245L199 244V246L196 247V245H195V247H194ZM154 250H157V251H154ZM16 251L19 252V253L16 254ZM150 251H149V253H150ZM33 256L35 258H33ZM215 264H217V262H216V252H215Z\"/></svg>",
	"mask_w": 264,
	"mask_h": 264
},
{
	"label": "water",
	"instance_id": "3",
	"mask_svg": "<svg viewBox=\"0 0 264 264\" xmlns=\"http://www.w3.org/2000/svg\"><path fill=\"white\" fill-rule=\"evenodd\" d=\"M227 0H207L203 4L196 5L191 10V15L188 20L191 21V29L185 34L186 41L194 48L202 50L206 56V51L203 45L199 42V31L201 26V20L205 19L208 15L218 13L223 19L230 20L229 16L232 15L227 9ZM49 6H58L59 8H67L68 4L65 0H47ZM69 9V8H68ZM235 15L241 13L236 12ZM233 14V15H234ZM236 20H230L235 26L238 33L241 35L240 27ZM207 68V63L205 69ZM238 110L240 115H245L252 122V125L236 135L234 138H227L221 136V131L217 129V138L213 139L209 137L206 132L201 129L203 139L208 145L209 153L207 158L203 161V165L206 166L212 162L217 153L225 150L228 156L236 158L237 164L232 166L233 174L227 177V183L218 187L221 194L217 198L202 199L198 204L190 205L193 222L203 211L210 209V212L205 221V227L210 237V242L207 246V264H215V252L218 248L228 246L231 244L229 240L225 238L220 221L223 217L229 216V207L236 194L241 192L244 185L251 186V179L249 177L251 171V160L248 153V148L251 145L259 144L264 146V110L263 112H255L248 109L242 100L237 99ZM22 122L21 117H13L8 120L0 118V134H6L5 146L6 156L11 164L12 170L16 174H23L27 181H31L40 190L37 182L30 172L29 165H23L19 162L18 156L22 154V151L17 148V134L18 126ZM45 195V192L42 191ZM52 200V197L48 195ZM185 230V229H184ZM182 230V232H184ZM0 260L10 261L3 257ZM11 262V261H10Z\"/></svg>",
	"mask_w": 264,
	"mask_h": 264
}]
</instances>
